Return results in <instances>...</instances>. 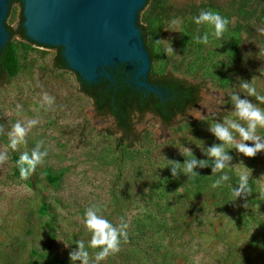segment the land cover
Wrapping results in <instances>:
<instances>
[{
    "label": "rangeland",
    "instance_id": "obj_1",
    "mask_svg": "<svg viewBox=\"0 0 264 264\" xmlns=\"http://www.w3.org/2000/svg\"><path fill=\"white\" fill-rule=\"evenodd\" d=\"M201 10L230 21L222 38L194 23ZM21 21L22 5L13 2L8 27L16 31ZM140 25L154 54L149 74L197 86L198 101L168 124L151 113L134 114L128 136L113 117L97 115L74 72L55 68L52 47L10 37L17 73L0 76V152L9 157L0 165V264H72L77 240L94 258L99 249L88 246L91 233L83 223L90 206L113 225L128 224L127 243L99 264H264V152L247 158L225 145L230 167L237 166L216 174L204 154L221 143L209 126L225 116L237 119L233 91L258 104L240 81L255 77L264 95V35L258 31L264 0H149ZM205 32L208 44L197 43ZM167 42L175 54H166ZM45 92L54 98L51 106L43 103ZM32 118L40 123L12 150L7 133ZM258 133L264 136V129ZM40 141L48 151L44 163L28 179L15 178L13 157L30 155ZM184 148L209 161L194 169L199 176H172L169 161L183 165L193 158ZM224 173L229 181L212 188ZM241 174L249 175L252 193L234 201L231 187Z\"/></svg>",
    "mask_w": 264,
    "mask_h": 264
},
{
    "label": "water",
    "instance_id": "obj_2",
    "mask_svg": "<svg viewBox=\"0 0 264 264\" xmlns=\"http://www.w3.org/2000/svg\"><path fill=\"white\" fill-rule=\"evenodd\" d=\"M9 1L0 0V51L11 45L5 27L12 20ZM20 1L27 39L55 51L61 48L68 69L83 81L112 80L108 69L125 65L136 88L161 95L147 82L151 61L136 24L138 13L141 23L148 7L145 0Z\"/></svg>",
    "mask_w": 264,
    "mask_h": 264
},
{
    "label": "clouds",
    "instance_id": "obj_3",
    "mask_svg": "<svg viewBox=\"0 0 264 264\" xmlns=\"http://www.w3.org/2000/svg\"><path fill=\"white\" fill-rule=\"evenodd\" d=\"M193 20L197 25L207 24L211 26L213 28L212 35L217 39L223 37L230 23L227 18L211 10H201L198 16L193 17ZM176 23L177 21H172L173 25ZM258 31L261 35H264V28H260ZM195 39L197 43L206 45L209 42V34L205 32L203 36H197ZM161 42L165 41H156L157 44ZM167 43L166 54H175L171 43ZM255 79L253 77L251 83L240 81V88L246 92V97H254L258 101V104H254L248 99H241L240 94L233 91L230 96L234 108L232 116L237 119L225 116L222 122H214L208 128V131L216 140L221 142L220 144H213L204 151V154L211 160L213 174L223 172L225 168H234L237 166L230 167L232 157L225 150V145L233 146V149L247 158H254L258 153L264 152V136L258 133V129H264V108L259 106L264 105V95L260 94L254 86L253 81ZM43 103L51 106L54 103V98L45 92L43 94ZM20 107V105H17L18 110ZM39 123L40 121L37 118L28 119L26 123L17 121L7 133L10 141L9 147L12 150H16L19 144L25 143V137L28 131ZM4 131V125H0V134H4ZM234 133L238 134L239 139H237V135H234ZM43 144V141L37 143L30 155L27 152L20 155L17 166L21 179H28L30 174L36 170L37 166L44 163L45 158L48 156V151L47 149L41 150ZM184 151L192 155L193 158H186L183 165L179 162L169 161L172 165V176L176 177L181 172L187 177L199 176L194 169L208 167L209 161L198 160L189 148H184ZM8 158L6 151L0 152V165L4 164ZM247 170L251 173L250 169ZM229 179V175L224 173L213 182L211 187L214 189L218 188L224 182L229 181ZM249 179V175L241 174L236 187H231V195L234 201L237 198L247 197L252 193ZM261 196H264V193H261ZM100 212L101 209L99 207L90 206L85 210L83 218L84 226L91 233L88 246L92 249H99V251L95 252L93 258L86 250L85 242L83 240H77L75 242L76 248L69 254V259L72 264H76V262H79V264H99L100 261L105 260L110 255L119 253L122 240L124 243H127L128 224L121 220L118 225H113L103 215L99 214Z\"/></svg>",
    "mask_w": 264,
    "mask_h": 264
},
{
    "label": "trees",
    "instance_id": "obj_4",
    "mask_svg": "<svg viewBox=\"0 0 264 264\" xmlns=\"http://www.w3.org/2000/svg\"><path fill=\"white\" fill-rule=\"evenodd\" d=\"M20 0H10L9 7L13 2ZM144 7L149 0H145ZM22 4V3H21ZM143 7V8H144ZM142 8V9H143ZM139 13L136 24L140 30L145 50L148 53L150 61L153 60L154 54L148 45L147 28L138 23ZM23 17L20 27L13 31L10 27L5 26L9 33V39L14 34H18L22 39H27L22 27ZM34 43L32 41H29ZM35 44V43H34ZM54 66L57 69H68L62 56L61 48H56L54 56ZM17 73V60L14 50L10 44H6L0 51V76H15ZM112 80L99 78L95 83L83 81L77 74L80 91L90 98L93 102L97 115H110L116 122L118 131L123 136L132 134V116L134 113L140 115L151 112L159 117L163 123H170L177 115H182L187 109L194 107L198 101V88L195 85L186 84L176 79H170L166 76H155L148 73V81L155 88L161 91L157 95L136 86L129 81L128 72L123 65H118L110 70ZM123 143H121V146ZM123 147H126L123 146ZM19 156L13 157V176L20 178L17 161ZM50 264H64V261H53Z\"/></svg>",
    "mask_w": 264,
    "mask_h": 264
},
{
    "label": "flooded vegetation",
    "instance_id": "obj_5",
    "mask_svg": "<svg viewBox=\"0 0 264 264\" xmlns=\"http://www.w3.org/2000/svg\"><path fill=\"white\" fill-rule=\"evenodd\" d=\"M22 5V4H21ZM20 23H19V25H18V28L20 27ZM17 28V29H18ZM118 65H115L114 67H110L108 70H109V73H110V70L111 69H114L115 67H117ZM124 67H125V70L128 72V75H129V81L131 82V83H133L132 81H131V79H132V70H128V68L125 66V65H123ZM147 82H149L148 81V76H147ZM150 83V82H149ZM146 113H151V112H146ZM134 114H138V113H134ZM151 114H153V113H151ZM154 115V114H153ZM155 116V115H154ZM178 116V115H177ZM157 117V116H156ZM159 118V117H158ZM160 119V118H159ZM161 120V119H160ZM162 121V120H161Z\"/></svg>",
    "mask_w": 264,
    "mask_h": 264
}]
</instances>
